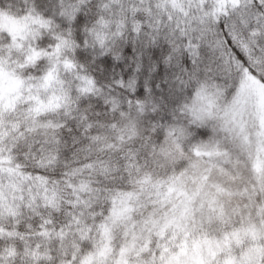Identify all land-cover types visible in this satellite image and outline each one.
Returning a JSON list of instances; mask_svg holds the SVG:
<instances>
[{
	"label": "snow or ice",
	"instance_id": "snow-or-ice-1",
	"mask_svg": "<svg viewBox=\"0 0 264 264\" xmlns=\"http://www.w3.org/2000/svg\"><path fill=\"white\" fill-rule=\"evenodd\" d=\"M0 264H264V0H0Z\"/></svg>",
	"mask_w": 264,
	"mask_h": 264
}]
</instances>
